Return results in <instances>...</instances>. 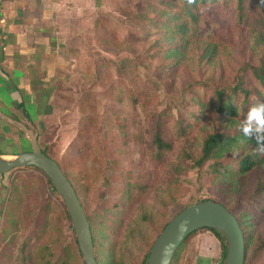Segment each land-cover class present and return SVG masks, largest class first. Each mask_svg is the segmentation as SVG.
<instances>
[{
	"label": "rangeland",
	"instance_id": "obj_1",
	"mask_svg": "<svg viewBox=\"0 0 264 264\" xmlns=\"http://www.w3.org/2000/svg\"><path fill=\"white\" fill-rule=\"evenodd\" d=\"M50 2L65 54L63 61L67 65L68 79L58 88V95L45 114L44 129L40 131L38 126L39 129L33 127V131L38 133L41 149L53 156L74 182L90 218L94 220L101 262L144 264L148 250L164 225L184 206L209 197H219L225 204L235 205L230 192L223 195L218 192H223L220 187L228 186V175L223 179L208 178L205 170L208 164L202 172L190 159L182 158L179 153L182 152V137L176 134L175 128L192 120L190 112L199 108L190 100L193 95L206 102L214 94L218 87L208 79L211 75L221 77L222 83L235 81L237 72L234 68L240 62V52L236 40L230 39V34L233 36L239 32L232 18L233 11L222 6L201 8L204 21L197 32L200 41L217 38L224 41L218 48L216 65L198 62L189 52L187 66L182 65L188 74L178 68L174 75H165L161 81L155 70L159 57L153 54L158 50L153 44L160 31L151 13L142 8L146 0ZM96 19H99L98 24ZM101 24L103 31L99 29ZM112 36H115L114 40H110ZM103 44L113 49L106 51L101 46ZM122 57L133 59L135 74L143 86L137 88L123 75L124 83L134 86V90L127 96L123 94L124 102L120 103L106 95L102 86L94 84L92 77L103 61H116ZM245 60H250L249 55L246 54ZM110 67H114L113 63ZM113 80L119 88L121 78L114 73ZM82 89L92 94L88 103L92 104L90 117L93 122L87 129L89 138L82 147L83 157H74L81 145L77 129L87 117L77 108V97ZM161 112H164L161 117L169 126L173 146L163 159L154 160L149 153L152 125ZM202 118L189 135L193 150L199 148L204 135L206 121ZM6 128L13 129L16 134L23 133L8 124ZM27 142L19 147L0 144V151L16 154L29 151L30 142ZM119 149L122 152L119 153ZM109 188L113 191L101 206V194ZM120 188H123V198L120 196L122 191L115 190ZM243 194V197L247 196ZM44 197L42 202L45 203L46 197L50 201L48 217L55 216L62 209L61 198L49 184ZM100 206L101 216L98 215ZM30 222L28 242L36 230L33 219ZM252 222L247 263L264 264V250H256L259 239H264V218L254 217ZM53 225L47 227L42 235L46 237L41 240L47 239L48 243L55 245L57 258L69 244L71 230L68 222L60 218L54 219ZM22 245L14 246L12 259L16 258L17 264L22 257ZM41 255L39 253L32 264H40ZM65 258H68L67 254ZM221 258L220 240L210 230L202 228L180 246L173 264H221ZM68 264H74L73 260L69 259Z\"/></svg>",
	"mask_w": 264,
	"mask_h": 264
},
{
	"label": "trees",
	"instance_id": "obj_2",
	"mask_svg": "<svg viewBox=\"0 0 264 264\" xmlns=\"http://www.w3.org/2000/svg\"><path fill=\"white\" fill-rule=\"evenodd\" d=\"M205 6L214 8L217 6L228 7L233 11L232 18L239 32L233 36L230 34V39L232 37L236 40V47L240 52V62L234 68L237 74L233 83H222L221 77L211 75L208 79L218 87L214 91V94L206 102L201 101L196 95L190 98L192 102L199 105V108L190 112L192 120L175 126L177 130L176 134L182 137V152L180 151L179 153L182 158L190 159L202 172L205 164H208L205 168L206 172L208 171V178L216 179L222 177L223 179L226 177L225 175H228L230 178V180H227L228 186H225V188L220 187L223 192L219 190L218 192L219 195L230 192V196L233 195L232 202L235 205H227L219 197H209L203 200H212L222 204L237 218L243 232L245 252L247 253L250 242L249 228L253 225V218H264V154L256 151V140L245 137L240 131L239 125L251 106L264 102V4H261V0H146V4L142 8L146 12L151 13V17L156 20L157 29L160 31L153 44V46L155 44L158 46V50L154 51L153 54L159 57V64L155 70L158 79L162 81L165 75L169 77L174 75L178 68L188 74V71L182 68V65L187 66L186 59L188 60L189 58L187 56L189 52L192 58L197 59L198 62L205 61L210 65H216L215 62L219 58L218 48L224 44L223 39L217 38L202 42L200 41V35L197 34L204 21V10H201V8ZM173 8L177 10H173ZM96 23H99V19H96ZM103 28L101 24L99 29L103 31ZM114 38L115 36H112L110 40H114ZM101 46L106 51L113 49L110 45L103 44ZM246 54L249 55L250 60H245ZM112 63L114 67H110ZM135 72L136 65L131 58L122 57L116 61H103L98 72L92 77V82L102 86L106 95L122 103L124 102L122 95L126 94L127 96V94L134 90V86L129 87L124 83L123 75L133 82L137 88H142L143 86ZM114 73L121 78L119 88L113 80ZM91 96L90 91L82 89L79 97H77V108L81 115H87V117L84 119L81 127L77 129V134L81 135L79 136L81 145L76 150L74 157H83L82 147L84 143L88 142L89 131L87 129L93 122V118L90 117L92 104L88 103L91 100ZM163 114L164 112H161L154 119L152 125L153 131L149 153L150 157L154 160L156 158L163 159L166 153L172 150L171 147L173 146L169 138V126L166 123V119L161 117ZM203 116L205 117L202 118ZM201 118L206 121V124H204V135L199 148L193 150L190 148L191 141L189 140V135L196 127V122L200 121ZM42 151L46 153L44 149ZM120 152H122V149H119ZM60 167L64 172L61 165ZM32 168L40 172L44 176L46 186L49 184L50 188L56 192L45 173L38 168ZM65 175L74 187L77 197L87 214L95 258L98 264H103L99 259L100 241L94 220L90 218V213L86 209L74 182L66 173ZM127 189L128 193L129 188ZM115 190L117 192L118 190L122 191L120 192V196L121 198L124 197L123 188ZM112 191L113 189L109 188L107 191L104 190L102 192L101 199L103 201L101 206L105 203L106 199H109ZM12 192L13 197L11 199L13 200V204L17 205L21 201L22 196L20 186L15 183ZM243 193H246L247 196L243 197ZM49 204L50 201H47L46 197L45 203L42 206V212L38 218H33L36 230L30 241H27L21 247L22 257L19 260V264L34 263V259H36L39 253H42L40 264H68L69 259H72L74 264H83L64 203L60 201L62 209L53 217H48ZM101 206L100 210H98V215L100 216L103 215ZM188 206H184L177 213ZM235 210H239V212L236 213ZM56 218H60L65 222L67 221L71 230L70 242L63 249L65 251L58 254L57 258H55L54 253L55 245L48 243L47 239L41 240L46 237H42V235L47 231V227H54L53 222ZM205 229L210 230L220 240L222 245V263L226 240L218 231L211 228ZM195 232L189 234L181 245ZM58 246L60 245L58 244ZM178 249L171 264L175 261ZM256 250H264V239H259ZM246 253L244 264H248ZM66 254L68 258H65ZM12 255L11 249H1L0 263L17 264L15 262L16 258L14 260L11 258ZM147 257L148 252L144 259V264H146Z\"/></svg>",
	"mask_w": 264,
	"mask_h": 264
},
{
	"label": "crops",
	"instance_id": "obj_3",
	"mask_svg": "<svg viewBox=\"0 0 264 264\" xmlns=\"http://www.w3.org/2000/svg\"><path fill=\"white\" fill-rule=\"evenodd\" d=\"M50 3V0H0V111L22 121L31 130L44 129L45 114L58 95V88L68 79ZM7 124L0 119V144L19 147L29 141L25 133L16 134L6 128ZM38 142L40 145L39 136ZM0 154L16 155L12 151ZM15 183L22 192L17 205L11 199ZM45 190L43 175L32 167L0 173V256L1 249L9 248L14 254V246L28 241L30 220L41 213Z\"/></svg>",
	"mask_w": 264,
	"mask_h": 264
},
{
	"label": "water",
	"instance_id": "obj_4",
	"mask_svg": "<svg viewBox=\"0 0 264 264\" xmlns=\"http://www.w3.org/2000/svg\"><path fill=\"white\" fill-rule=\"evenodd\" d=\"M0 119L25 133L30 142L29 151L13 157L0 154V173L22 167H35L43 171L64 203L82 263L98 264L87 214L59 163L43 153L38 142V134L22 121L2 111ZM202 228L214 229L225 238L226 248L221 264H244L245 240L239 222L222 204L212 200L192 204L170 219L149 249L146 264H171L184 239Z\"/></svg>",
	"mask_w": 264,
	"mask_h": 264
},
{
	"label": "clouds",
	"instance_id": "obj_5",
	"mask_svg": "<svg viewBox=\"0 0 264 264\" xmlns=\"http://www.w3.org/2000/svg\"><path fill=\"white\" fill-rule=\"evenodd\" d=\"M261 4H264V0H261ZM239 127L245 137L256 140V151L264 154V102L251 106Z\"/></svg>",
	"mask_w": 264,
	"mask_h": 264
}]
</instances>
